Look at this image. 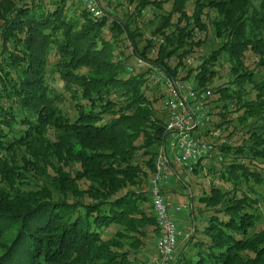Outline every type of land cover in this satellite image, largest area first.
<instances>
[{"label": "trees", "instance_id": "trees-1", "mask_svg": "<svg viewBox=\"0 0 264 264\" xmlns=\"http://www.w3.org/2000/svg\"><path fill=\"white\" fill-rule=\"evenodd\" d=\"M127 1L94 20L80 0H0V264H144L155 248L167 118L137 57L211 89L227 133L171 264H264V0Z\"/></svg>", "mask_w": 264, "mask_h": 264}, {"label": "built area", "instance_id": "built-area-1", "mask_svg": "<svg viewBox=\"0 0 264 264\" xmlns=\"http://www.w3.org/2000/svg\"><path fill=\"white\" fill-rule=\"evenodd\" d=\"M84 9L94 20L113 16V5H127V0H80ZM152 55H157L153 50ZM129 72H144L159 89L162 110L166 115L167 139L157 162V172L151 180L150 192L160 236L155 251L144 264H171L177 252L179 240L188 236L179 223L177 215L187 211V206L175 201L165 189L170 175L179 166L188 172L214 154L218 146L227 140L220 130L212 128L211 89L197 86L195 77L174 76L165 68L150 60L137 57Z\"/></svg>", "mask_w": 264, "mask_h": 264}, {"label": "rangeland", "instance_id": "rangeland-1", "mask_svg": "<svg viewBox=\"0 0 264 264\" xmlns=\"http://www.w3.org/2000/svg\"><path fill=\"white\" fill-rule=\"evenodd\" d=\"M170 5L171 3L167 4L166 8H168V6ZM125 6L127 5L120 6L119 4H117V5H113L111 8L116 13L118 9L120 11L125 10L123 8ZM146 35L148 36L149 32H147ZM211 51H212V47L210 43H208L204 48L201 49L200 52H198V54L192 56V59L188 61V65L191 67H196V65L200 61V56L201 55L208 56L211 53ZM132 61L134 62V60ZM57 84L59 86V90L63 91V82L58 80ZM160 105H161V101H160ZM63 108L66 112L70 111V114L74 115L75 112L73 109V105L72 103H70L69 100L67 101L65 105H63ZM220 132L223 136L227 135V133L224 130H220ZM216 155L217 154H214L211 158L202 162L203 167L200 169L199 173L188 172L179 166H175L174 168L175 170L170 175V181H171L172 188L170 190L168 189L169 191L167 192L168 194L170 193L171 195L177 197V199H179V201H181L183 205L187 206V211L183 212L186 218L184 219L185 220L184 224H185L187 232H190L192 228L191 227L192 226V223H191V207H192L191 195L192 194L196 195L200 188H206L208 184L210 183L211 177L208 173V165L213 161L216 164V166H219L218 161L215 160ZM186 183H188L187 187H185ZM183 242L184 240H181L179 242L178 248L182 245ZM148 251L150 252V249ZM150 255H151L150 253L146 252L147 258L144 259L143 255H139V259L140 261H142V259L146 261Z\"/></svg>", "mask_w": 264, "mask_h": 264}, {"label": "crops", "instance_id": "crops-1", "mask_svg": "<svg viewBox=\"0 0 264 264\" xmlns=\"http://www.w3.org/2000/svg\"><path fill=\"white\" fill-rule=\"evenodd\" d=\"M171 188H172V186H171V181H170L169 186H168L165 190H166V191H169ZM168 189H169V190H168ZM172 196H173V195H172ZM177 196H178V195H177ZM173 197L175 198V201H176L177 203L183 205V203H182L181 201H179V199H177V197H175V196H173ZM184 219H186L184 213H181V214L177 215V222L179 223V225L181 226V228H182L183 230L186 231V227H185V224H184V221H185ZM152 251L154 252V251H155V248H152V249L150 250V254L153 253Z\"/></svg>", "mask_w": 264, "mask_h": 264}]
</instances>
